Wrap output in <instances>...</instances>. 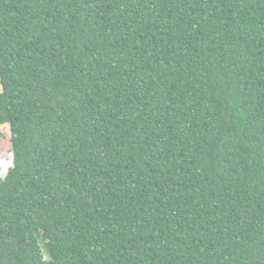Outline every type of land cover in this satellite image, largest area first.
Listing matches in <instances>:
<instances>
[{
    "label": "trees",
    "instance_id": "16d2710c",
    "mask_svg": "<svg viewBox=\"0 0 264 264\" xmlns=\"http://www.w3.org/2000/svg\"><path fill=\"white\" fill-rule=\"evenodd\" d=\"M0 88V264H264V0H0Z\"/></svg>",
    "mask_w": 264,
    "mask_h": 264
},
{
    "label": "rangeland",
    "instance_id": "374dc122",
    "mask_svg": "<svg viewBox=\"0 0 264 264\" xmlns=\"http://www.w3.org/2000/svg\"><path fill=\"white\" fill-rule=\"evenodd\" d=\"M0 92H1V88H0ZM0 132L2 134V137L0 138V154H1V164L3 165L4 160L9 156V149H10L8 127L6 126L2 127L0 129Z\"/></svg>",
    "mask_w": 264,
    "mask_h": 264
},
{
    "label": "clouds",
    "instance_id": "9594fccd",
    "mask_svg": "<svg viewBox=\"0 0 264 264\" xmlns=\"http://www.w3.org/2000/svg\"><path fill=\"white\" fill-rule=\"evenodd\" d=\"M6 178V173L5 174H0V180H4Z\"/></svg>",
    "mask_w": 264,
    "mask_h": 264
}]
</instances>
